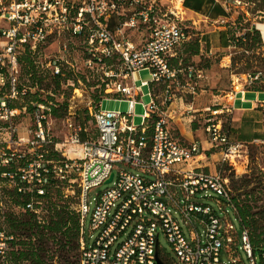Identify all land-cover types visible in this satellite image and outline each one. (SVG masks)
<instances>
[{"label":"built area","instance_id":"1","mask_svg":"<svg viewBox=\"0 0 264 264\" xmlns=\"http://www.w3.org/2000/svg\"><path fill=\"white\" fill-rule=\"evenodd\" d=\"M184 1L0 0V179H10L19 191L36 190L40 195L52 178L79 185L80 264H158L157 256L170 264L160 245L161 232L181 264H245L238 247L250 264H257L248 230L238 232L228 215L227 205L236 209L229 176L221 169L212 173L192 166L202 146L177 138L167 111L160 108L159 102L171 101L172 84L177 83L178 70L169 60L191 36ZM217 1L234 17L230 43L245 40V33L254 29L263 35L264 0ZM141 27L148 37L138 44L128 30ZM54 41L57 48L51 51ZM81 53L80 68L76 55ZM143 70L150 71L152 80L142 86L162 85L160 94L153 88L145 94L136 85L135 74ZM195 73L202 78L201 70ZM46 74L73 87L95 80L107 95L94 114L95 137L87 134L83 139L86 129L68 120L59 164L46 158L53 144L48 135L51 108L58 105L55 91L44 86ZM261 76L249 73L243 86H252ZM108 90L129 101L127 112L102 108L103 100L110 98ZM145 95L150 99L143 103V123L135 125L138 97ZM23 115L31 123L25 135L19 121ZM150 124L153 131L148 136ZM205 130L222 163L236 166L247 157L245 144L231 140L220 121L208 123ZM14 145L26 151L18 153ZM72 152L81 156L72 157ZM25 156L29 160L17 172L3 170ZM112 172L111 186L93 197L91 208V191ZM205 198L215 199L224 216ZM22 208L43 221L40 201ZM88 215L91 236L96 232L92 243L86 234ZM13 238L0 230V259L9 257ZM224 250L229 262L222 257ZM261 259L264 264V251Z\"/></svg>","mask_w":264,"mask_h":264},{"label":"rangeland","instance_id":"2","mask_svg":"<svg viewBox=\"0 0 264 264\" xmlns=\"http://www.w3.org/2000/svg\"><path fill=\"white\" fill-rule=\"evenodd\" d=\"M190 30V28H189ZM146 30L144 27H141L140 30H128V35L132 38L136 43H141L147 39L148 35H146ZM192 37H196L192 34ZM191 37V38H192ZM57 41L52 42L50 46V50L54 51L57 48ZM184 46V42L177 47L179 49ZM79 62L80 68L83 67L82 64V53L80 55H76ZM227 56L222 59V57ZM192 61H199L200 64L207 63L206 59L203 57L201 60L197 56L192 57ZM223 60V61H222ZM209 65L203 67V76L198 79L197 77H191L190 82L194 86L191 89L190 86L186 85L188 73L186 69H184L181 73V77L177 79V83L172 84V94L173 95L171 101H167L165 103L160 104V108H163L165 111L173 112L174 118L169 119V127L171 128L173 134L179 138L181 141L186 143L184 136H182V129H186L189 132V135L192 136L196 141H201L203 138H206L207 132L205 130L208 123H217L220 121L223 128L226 131H230L232 137H236L235 130L240 127L239 123H241L242 118L239 114H235L232 109H228L224 106V103H221L222 96L228 95V93L232 90H235V85H238V82L242 84L245 83L246 75L249 73H257L261 72V79L255 82L256 85L264 86V42L263 40L260 43H257L256 47L252 49H247L246 44L231 43L229 47L225 50H219L214 53L212 57L208 60ZM82 71V70H80ZM25 69H23V74L25 77ZM44 80V86L47 90L55 91L58 99V107L61 106V116L53 117L49 121V130L48 135L53 140L52 148L54 151L60 153L63 156V152H65V141L68 138L69 130L67 128L68 120L73 121L75 124H81L82 127L86 129V134L89 136L95 137L97 135V126L94 118L95 111L100 106L101 100L106 97L103 87H99L95 80H91L83 83H75V86H70L67 84H63L59 82L58 85L54 82L51 74H46ZM136 85L141 86V90L143 93L147 94L151 88L160 94L164 89L162 85H145L142 86L143 81L151 82L152 75L149 70L139 71L135 74ZM197 76V75H196ZM239 78V80H238ZM179 80V81H178ZM199 80H201L199 82ZM253 84V85H255ZM240 86L239 88H241ZM76 89V91H75ZM109 96H112L115 92L113 90H108ZM150 97L145 95L143 97H138V103L135 107V117L134 122L135 125H141L143 123L144 114V106L143 103L148 102ZM102 108L105 110H117L122 112H127L130 108V103L125 98H106L103 100ZM219 111H216V110ZM222 109V110H221ZM182 116V117H181ZM181 117V118H180ZM184 118V119H183ZM22 118L19 119L21 122ZM29 121V120H27ZM25 122V119H24ZM245 129V126L243 128ZM58 144V145H57ZM206 146H209L205 142ZM244 153L247 155L245 158H241L237 161L236 166L233 163H226L227 166L222 168L223 173L226 176H231L235 181H240L241 179L252 178V179H260L264 185V140L253 141L250 143L245 142ZM26 151L24 146L18 147V153H23ZM69 155V154H68ZM72 157H79L81 154L78 152L70 153ZM218 158L213 157L214 161H217ZM17 164H20V159H14ZM213 161V162H214ZM218 166V165H217ZM61 180V191L62 198L59 200H67L69 205L72 208L78 211L79 203H80V193L81 189L79 185L72 184L68 181ZM230 185L232 188L233 194L236 193L233 190V183L230 179ZM254 184H250L249 188H251ZM15 186V183L9 180L0 179V211L2 212L1 221H4L7 213H15L19 217L25 213L22 207L14 205L10 197L8 196V190L10 191ZM111 186V183H102L98 187L94 188L90 193V199L93 200L91 204V208L94 206V199L100 191L105 190L107 187ZM260 189V188H258ZM214 194L212 191H209ZM204 202L210 203L218 209V213L220 216H224L225 211L220 210L218 207L217 201L215 199L205 198ZM43 208L42 217L49 219L50 211L46 205V202L43 201L41 203ZM228 215L235 225L238 232L241 231V225L236 217L234 209L227 205ZM3 226L8 229V225L6 222H2ZM90 225V217L88 215L86 220V234L87 240L89 243L94 241V237L96 236V232H94V236H91V232L89 230ZM21 235V233H18ZM27 234V233H26ZM160 245L166 251V256L170 259V264H175L178 262V259L175 255V252L167 240L165 234L161 232L160 234ZM240 245V243H239ZM52 247V245H50ZM52 251L54 249L52 248ZM238 252L245 264H250L249 259L246 257L245 252L242 248L238 247ZM53 254V253H52ZM53 257H58V254ZM80 257V254L79 256ZM222 257L224 261L229 262V256L227 251L224 250ZM55 264L56 258H55ZM175 261V262H173ZM256 261L257 264H263L261 259V253L259 250H256ZM179 263V262H178ZM181 264V263H179Z\"/></svg>","mask_w":264,"mask_h":264},{"label":"trees","instance_id":"3","mask_svg":"<svg viewBox=\"0 0 264 264\" xmlns=\"http://www.w3.org/2000/svg\"><path fill=\"white\" fill-rule=\"evenodd\" d=\"M190 4L189 0L184 1L185 6H190ZM245 25L247 27V24ZM233 34V27L220 32L221 38L225 37L227 42L234 38ZM242 38H245V40L240 39L238 43L246 44L247 49H252L256 47L257 43L261 42L257 29L252 32L247 31ZM199 39V37H192L188 42L184 43L182 48H184V52H189V57L199 54ZM177 62L178 60L171 64L169 60L170 66L178 69L180 67H177ZM54 81H56V84L59 83L58 78L54 79ZM254 88L264 89V86L256 85ZM51 112L54 117L61 116V106H53ZM152 131L153 125L150 124L147 128V135L150 136ZM227 132L231 138L230 131ZM82 138H85L84 134H82ZM231 140L233 139L231 138ZM19 158L22 161L25 157ZM46 158L58 160L59 164L62 156L59 152L54 151L52 147H49ZM26 164L23 162L17 164L14 161L3 170L17 172L19 167H23ZM224 166H227L226 163H221L218 168L222 170ZM18 179L17 177L16 181ZM59 179V177L52 178L45 185V193L43 195L38 194L36 190L19 191L16 185L10 191L8 190V196L16 206L25 207L32 200L40 201L41 203L45 201L50 211V216L49 219L45 217L43 221H39L35 213L26 209L24 210L25 213L20 217L15 213H7L4 221H1L0 218V230H5L14 237L11 241L12 248L9 251V257L5 261L0 259V264H55V258L57 264H80V257L78 256L80 254L81 215L79 211L69 205L67 200H59V198H62L60 189L62 181ZM230 179L233 183V190L236 192L233 194V202L236 208L235 214L241 227L248 230L255 254L256 250H259L262 254L264 251V185L257 178L235 181L231 176ZM250 184L254 185L249 188ZM2 215L0 211V217ZM2 222L7 223L8 229L2 225ZM18 233H21V235ZM52 248L54 251H52ZM56 253L58 257H53Z\"/></svg>","mask_w":264,"mask_h":264},{"label":"crops","instance_id":"4","mask_svg":"<svg viewBox=\"0 0 264 264\" xmlns=\"http://www.w3.org/2000/svg\"><path fill=\"white\" fill-rule=\"evenodd\" d=\"M189 1L191 3L190 6H185L186 23L190 27L191 32V36L187 42L191 39L192 34L196 37H199L200 52L199 54L191 55L189 57V52H184V48H176L175 52L170 58V61L172 64V62L174 63L178 60L177 67L180 68H175L178 70L177 79L181 77L180 72L186 69L188 76H190L186 81V85L190 86L194 92V86L190 82V78L197 77L195 71L201 70L203 73V67H205L206 64V66L209 65L208 60L212 57V55L219 50H225L231 45L230 40L227 42L225 37L221 38L220 32L232 27L234 23V17L229 15L225 8L217 0ZM260 38L261 41L263 40L264 42V33L263 35H260ZM195 56L200 58V60L204 57L207 63L204 65L200 64L199 61H192V57ZM226 57L227 56H224L222 59ZM192 69L195 71H192ZM200 81L201 80H199V82ZM240 86L242 87L239 88ZM255 86L256 84L250 87H245L239 82L238 85H235V88L237 89L230 91L228 95L222 96L221 99V103H224V106L228 108L226 109L227 111L232 109L235 114H239L241 116L242 121L239 123L240 127L237 128L235 132H233L235 133L236 137L231 136V138L244 144L245 142L250 143L253 141L264 140V89H255ZM173 95L176 97V94L173 93ZM113 97L119 98L121 95L114 93L112 96H110V98ZM216 111L219 110L217 109ZM167 114L169 119L174 118V113L172 111L169 113L167 112ZM22 119L23 120L20 122L22 129L21 132L23 135H25V133H27L26 128L29 127L31 123L27 115H23ZM244 126L246 130L243 129ZM182 134L185 140L188 141L187 143L186 141H182L184 144L188 145L196 141L192 136L189 135V132H187L186 129H182ZM197 142L202 146V151L201 154L196 156L190 164L194 167L202 168L205 171L212 173L216 170H219L218 167L222 163L219 149L211 148L208 136ZM205 142L209 144V146H206ZM13 147L18 149L17 145H14ZM213 157L218 158L217 161H214ZM15 159L20 158L16 157ZM28 160L29 158L25 156L21 162L26 164ZM14 161L15 160H13V162Z\"/></svg>","mask_w":264,"mask_h":264},{"label":"water","instance_id":"5","mask_svg":"<svg viewBox=\"0 0 264 264\" xmlns=\"http://www.w3.org/2000/svg\"><path fill=\"white\" fill-rule=\"evenodd\" d=\"M113 176H114V172L111 173V175H110L109 179L106 181V183L110 182L112 180ZM157 262H158V264H163L160 260V257H158V256H157Z\"/></svg>","mask_w":264,"mask_h":264},{"label":"bare ground","instance_id":"6","mask_svg":"<svg viewBox=\"0 0 264 264\" xmlns=\"http://www.w3.org/2000/svg\"><path fill=\"white\" fill-rule=\"evenodd\" d=\"M260 27L263 29V33H264V24H261Z\"/></svg>","mask_w":264,"mask_h":264}]
</instances>
